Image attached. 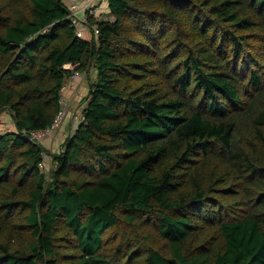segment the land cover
<instances>
[{
	"label": "trees",
	"instance_id": "obj_1",
	"mask_svg": "<svg viewBox=\"0 0 264 264\" xmlns=\"http://www.w3.org/2000/svg\"><path fill=\"white\" fill-rule=\"evenodd\" d=\"M63 1L0 0V264H264V0Z\"/></svg>",
	"mask_w": 264,
	"mask_h": 264
},
{
	"label": "built area",
	"instance_id": "obj_2",
	"mask_svg": "<svg viewBox=\"0 0 264 264\" xmlns=\"http://www.w3.org/2000/svg\"><path fill=\"white\" fill-rule=\"evenodd\" d=\"M105 2L106 0H88L85 4L72 3V5L69 6L68 8L70 11L69 21L71 25L74 27V33L77 38L81 40H91V36H92V38L95 41H97L98 28L96 26V22L100 21L97 16L99 5ZM91 19H94V21L93 23L90 24ZM75 66H76L75 64H67L64 66V68L73 69ZM76 76H78V74ZM66 87L67 85L65 83L61 89L62 108L58 112L51 127L46 128L45 130H41L37 132H29L27 134H24L23 136L24 139L38 145L40 141L43 140V138L53 134L55 131H58L61 128L69 112V110L65 108V106L69 104L68 103L69 101H66L62 96L63 91L65 90ZM1 114H0V135L9 132L8 129H4V127H2L4 119H2Z\"/></svg>",
	"mask_w": 264,
	"mask_h": 264
},
{
	"label": "crops",
	"instance_id": "obj_3",
	"mask_svg": "<svg viewBox=\"0 0 264 264\" xmlns=\"http://www.w3.org/2000/svg\"><path fill=\"white\" fill-rule=\"evenodd\" d=\"M64 1L68 4H72V3L80 4L82 0H64ZM103 5L105 6L104 11H105V13H107V3H102V5L101 4L99 5L98 14L102 13V6ZM86 81H87L86 80V73H81L80 75L74 77L73 80L70 81V84L63 91L62 96L64 97V99L66 101H68L69 98H72L73 95H75L74 90H77L78 96L76 97V99H73V101L76 104V101L78 102V100H81V97H83L85 95V93L87 92V89H88V85H87ZM66 85H67V81H66ZM76 87H77V89H76ZM79 110H80L79 107L75 108L74 106H72L71 109H69L68 116L65 119L66 121H64L61 128L58 131H55L53 134L48 135L44 140H42V144L44 147H46L48 149L55 150L58 142L62 143L63 139L67 136V134H70L72 132V130L71 131H69V130L74 129L75 126L77 125L78 120L76 118V115H78L80 113ZM69 114H70V116H69ZM8 115L9 114H5V117H4L5 121H9ZM70 125L72 128L69 129ZM10 127H11V124H10ZM11 128L8 129L9 132H11V130H10Z\"/></svg>",
	"mask_w": 264,
	"mask_h": 264
},
{
	"label": "rangeland",
	"instance_id": "obj_4",
	"mask_svg": "<svg viewBox=\"0 0 264 264\" xmlns=\"http://www.w3.org/2000/svg\"><path fill=\"white\" fill-rule=\"evenodd\" d=\"M87 1H88V0H82L80 4H82V3L85 4ZM99 2H102V1H99ZM63 3H64L65 6L68 7V8H69V6L72 5V4H68V3H66L65 1H63ZM101 5H102V3H101ZM104 10H105V6L103 5V6H102V13H100V14L97 15V16L99 17L98 19H99L100 21H102V20H112V16H110V14H106ZM92 72H93V71H89V72L86 73V75H87L88 77H90V78H91V77L94 78ZM71 80H73V78H72ZM71 80H68V81H67V86L70 84V81H71ZM86 82H87V81H86ZM87 85H88V83H87ZM76 89H77V87H76ZM74 94H75V95H73L72 98H69V100H68V101H69V102H68L69 104L65 106V108H66L67 110L71 109L72 106H74L75 108H76V107H80V106H79V105H80V100H78V102L76 101V104H75V102L73 101V99H76V97L78 96V92H77V90H74ZM1 116H2V119H4L5 114H3V115L1 114ZM67 116H68V115H67ZM67 116H66V117H67ZM69 116H70V114H69ZM78 116H79V115H76V118H78ZM10 118H11V116L8 115V120H9V121H5V120L3 121L2 127H4V129H9V128H11V127H10V124H11V119H10ZM65 119H66V118H65ZM65 121H66V120H65ZM9 123H10V124H9ZM70 128H72L71 125H70L69 129H70ZM10 130H12V128H11ZM71 130H72L71 133H73L74 129H70L69 131H71ZM69 131H68V132H69ZM59 144H60V143L58 142V144L56 145L57 148H58V147L60 148L61 145H59ZM49 167H51V164H50V162H49V160H48V161H47V168H49Z\"/></svg>",
	"mask_w": 264,
	"mask_h": 264
},
{
	"label": "clouds",
	"instance_id": "obj_5",
	"mask_svg": "<svg viewBox=\"0 0 264 264\" xmlns=\"http://www.w3.org/2000/svg\"><path fill=\"white\" fill-rule=\"evenodd\" d=\"M106 3V2H105Z\"/></svg>",
	"mask_w": 264,
	"mask_h": 264
}]
</instances>
